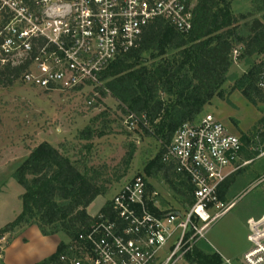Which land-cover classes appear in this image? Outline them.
I'll return each instance as SVG.
<instances>
[{
	"label": "built area",
	"instance_id": "1",
	"mask_svg": "<svg viewBox=\"0 0 264 264\" xmlns=\"http://www.w3.org/2000/svg\"><path fill=\"white\" fill-rule=\"evenodd\" d=\"M198 0H0V67H25L20 80L44 92H82L102 86L117 57L139 47L145 29L163 19L179 33L192 30ZM239 50L233 52L237 61ZM259 91L264 96V63ZM89 105L92 101L88 102ZM126 128L149 129L129 112ZM243 143L212 115L186 123L166 146L164 162L192 185L193 203L164 214L147 179L124 183L108 212L62 256L64 264H176L206 240L220 215V187L240 168ZM101 211V210H100ZM96 217V216H95ZM250 248L223 264H264V220L250 221ZM0 235V260L10 244ZM163 261L161 252L166 250Z\"/></svg>",
	"mask_w": 264,
	"mask_h": 264
},
{
	"label": "trees",
	"instance_id": "2",
	"mask_svg": "<svg viewBox=\"0 0 264 264\" xmlns=\"http://www.w3.org/2000/svg\"><path fill=\"white\" fill-rule=\"evenodd\" d=\"M234 1L198 0L192 30L186 35L163 19L155 20L145 29L139 47L117 57L101 74L102 86L96 88L103 99L117 100L124 116L129 112L146 116L149 129L140 127L146 136L160 142L161 150L145 171L151 176L173 177L174 189L187 197L190 205L192 185L164 162L166 146L179 128L196 122L213 98L221 95L235 50H239V61L264 57V16L246 24L247 33L243 34L240 23L249 16L234 15ZM257 12L264 13V6ZM263 63L252 65L236 83V88L252 103L257 96L264 98L257 87ZM25 69L26 66L0 67V84L12 86ZM84 134L88 135L82 138ZM92 136L85 129L75 142H65L59 147L43 142L28 148V158L13 174L23 189L19 197L22 211L0 230V235L36 226L45 237L62 234L69 240L60 243L53 255L37 264H64L62 256L98 220L87 210L98 197L107 196L109 190L100 182L102 168L92 163L89 144ZM77 139L87 144H79V148ZM134 152V149L127 152L124 161L131 160ZM231 180L232 177L221 185L220 197L230 188ZM110 205L111 201H107L100 212H108ZM185 259L189 264H223L220 255L206 254L198 246Z\"/></svg>",
	"mask_w": 264,
	"mask_h": 264
},
{
	"label": "rangeland",
	"instance_id": "3",
	"mask_svg": "<svg viewBox=\"0 0 264 264\" xmlns=\"http://www.w3.org/2000/svg\"><path fill=\"white\" fill-rule=\"evenodd\" d=\"M262 6L264 0L233 2L234 15L249 16L240 23L243 34L247 33L246 24L263 18L264 13L257 12ZM262 61L263 56L234 61L221 95L213 98L197 119L207 114L214 116L230 134L240 137L243 143L241 154L251 160L233 177L230 188L221 194L222 207L213 211L214 216L220 217L204 240L208 247L204 241L198 245L206 254H222L223 262L242 258L250 248V221L264 220V98L257 96L252 103L236 88V83L250 67ZM90 101L91 105L88 104ZM124 117L117 100L112 97L103 99L100 93L95 95L90 88L82 92L49 93L26 85L20 78L12 86L0 84V148L8 142L14 144L12 153L16 160L26 158L27 147L43 142L53 145L62 141L72 143L85 129L93 134L89 143L92 146V163L96 168H102L100 182L109 192L107 196L98 197L90 206L91 215L97 216L105 201H111L124 183L138 175L144 176L151 190L159 194L156 201L159 209L153 211L167 214L190 208L188 198L174 189L173 177L167 179L163 174L151 176L146 173V165L158 155L161 144L155 138L146 136L140 126L126 128ZM78 139L77 147L85 144ZM133 149V158L124 161L127 152ZM14 184L15 188L11 187L6 202L2 203H7L11 210L21 207L17 198V190L20 192L21 187L16 181ZM59 240L69 242L66 236H59ZM32 242L33 248L43 254L50 253L56 244L55 239L40 233ZM166 253L167 248L161 252L163 261ZM176 264L189 263L182 259Z\"/></svg>",
	"mask_w": 264,
	"mask_h": 264
},
{
	"label": "crops",
	"instance_id": "4",
	"mask_svg": "<svg viewBox=\"0 0 264 264\" xmlns=\"http://www.w3.org/2000/svg\"><path fill=\"white\" fill-rule=\"evenodd\" d=\"M80 142L87 144V141L85 140H82ZM62 143H64V141L56 145H53V144L51 145H53L54 147H59L60 144ZM13 145L14 144L12 143L10 144V142H8L5 147L0 148V230L5 228L6 225L13 222L20 215L22 211V203H21V207H18L16 210L15 209L11 210L7 203L2 205L3 202H6V199L8 197L11 187L15 188V184H14L15 180L13 179L14 172L28 158L29 153H30L28 150V147L25 148V150L27 151L26 158L25 159L22 158L23 160L21 159L20 161H18L16 160L15 155L12 153V150L14 149ZM38 145L29 147V148L32 149V148L37 147ZM250 162L251 160H249L246 156L241 154L240 164H239L240 168L237 172H234L233 174H231L229 178L231 177L233 178L234 176L238 175L239 172L245 169ZM20 190H21L20 192L19 190H17L18 200H19V197L23 194V189L21 188ZM106 203L107 201H105L102 208L104 207ZM89 208L87 210L88 214L92 217H95L94 215H91L89 213ZM39 233L41 234L40 230L36 226L22 227V228H19L11 232L9 235L10 240H11L10 244L8 248L6 249L3 255V258H2L3 264H37L43 261L44 259L50 257L51 255H53L57 251L60 243L62 242L68 243L67 240L66 241L59 240V236H64L62 234L51 236L50 238L56 240V244L54 245V248L52 249L50 253L43 254L44 252L35 250L33 248V242H32L33 238L34 240L37 239L39 237ZM203 243L207 244V242L205 241ZM207 247H208V244H207Z\"/></svg>",
	"mask_w": 264,
	"mask_h": 264
}]
</instances>
